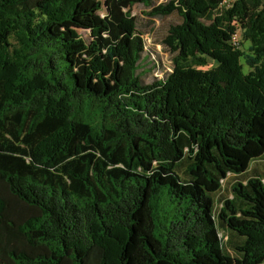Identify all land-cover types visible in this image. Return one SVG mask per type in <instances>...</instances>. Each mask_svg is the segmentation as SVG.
<instances>
[{
	"label": "trees",
	"instance_id": "16d2710c",
	"mask_svg": "<svg viewBox=\"0 0 264 264\" xmlns=\"http://www.w3.org/2000/svg\"><path fill=\"white\" fill-rule=\"evenodd\" d=\"M259 161L264 0H0V264H264Z\"/></svg>",
	"mask_w": 264,
	"mask_h": 264
},
{
	"label": "rangeland",
	"instance_id": "374dc122",
	"mask_svg": "<svg viewBox=\"0 0 264 264\" xmlns=\"http://www.w3.org/2000/svg\"><path fill=\"white\" fill-rule=\"evenodd\" d=\"M168 0H153L154 5H158L160 3H164ZM230 0H223V4H227ZM147 11V8H145L142 5H135L130 9V14L136 18V24H137V29L140 33H142L145 41L147 48L150 50V52L154 56V60L157 61L160 66H163L165 68H169V54L167 53V50L163 47L162 45V36L164 33V30L166 29L167 24H172L173 22H177L178 19L177 17L172 14L168 17L159 19H153L149 18L148 16L145 15ZM79 34L83 36L85 39L87 38V34L83 31H80ZM239 49H242V45L239 39V36L237 37L236 40ZM244 46V44H243ZM152 60V59H151ZM152 60V61H154ZM150 61L146 64V66L149 67ZM215 64L211 61L208 62V65L203 67V69L211 68ZM155 73V72H154ZM157 76L161 74V68L160 71H158ZM145 82H150L152 80V72L150 70H147V74L143 77ZM259 169L262 170V166L264 165V161H259ZM236 180L234 179L233 176H230L228 179V183L224 185V191L221 193L223 198L230 197L229 195V189L230 185L234 183Z\"/></svg>",
	"mask_w": 264,
	"mask_h": 264
},
{
	"label": "built area",
	"instance_id": "2783aa9c",
	"mask_svg": "<svg viewBox=\"0 0 264 264\" xmlns=\"http://www.w3.org/2000/svg\"><path fill=\"white\" fill-rule=\"evenodd\" d=\"M237 37H238V35H237V34H235V35H234V37H233V42L237 43V42H236V40H237Z\"/></svg>",
	"mask_w": 264,
	"mask_h": 264
}]
</instances>
